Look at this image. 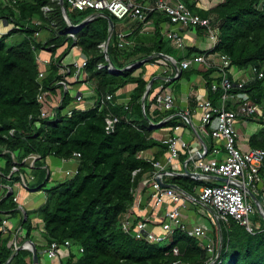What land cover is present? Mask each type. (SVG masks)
<instances>
[{"label": "trees", "instance_id": "16d2710c", "mask_svg": "<svg viewBox=\"0 0 264 264\" xmlns=\"http://www.w3.org/2000/svg\"><path fill=\"white\" fill-rule=\"evenodd\" d=\"M8 1L10 4L6 5L0 0V19L14 24L15 28L0 38V154L3 153L0 156L3 160V164H0L3 174L0 183L12 188L20 185L19 176L13 174L8 178L15 158L21 172L35 177L34 181L29 182V187L44 189L47 198L38 209L26 211L25 216L19 207L23 208L21 198L15 202L13 195L3 199L0 195V224L6 214H10L9 221L20 218L25 237L18 241L19 244L33 241L34 230L39 229L44 245L36 242L38 251L47 250L54 241H70L71 255L62 264L211 263L217 252L207 250L204 238L176 230L165 241L156 243L136 239L134 234L124 232L121 227L133 211L136 191L143 184L145 175L158 169V156L147 160L141 153L162 145L151 137L148 120L142 111L144 94L152 77L149 80L145 78V65L127 70L125 67L150 56L153 59L149 64L154 63L159 59V54L172 56L181 62L184 58L208 52L194 48L176 49L165 35L170 17L159 11L149 12L146 20V23L151 21L154 25L152 33L139 37L136 42L128 36L126 41H134L135 46L120 48L119 35L115 31L110 34L109 27V18L114 24L119 19L109 11H104L80 28L74 40L68 36L69 25L64 19L59 0ZM180 1L203 18H216L219 43L212 52L227 55L231 59V70L247 73L250 67L258 66L264 72V0H223L208 10L198 0ZM65 5L73 25L81 24L94 12L92 9L71 10L68 0H65ZM44 7L51 10L45 14ZM39 19L43 22L40 30L50 33L44 43L34 38L37 27L32 21ZM190 29L204 32L202 27ZM17 35L20 37L18 40L7 43L8 39ZM110 35L108 56L116 69H124L122 73L99 68L100 64L108 65L100 45L107 42ZM65 44L68 46L60 52ZM75 46L87 56V66L80 73L85 74V81L94 86L96 98L113 94L116 101L119 97L116 93L120 89L130 83L137 84L131 92L129 106L139 112L140 118L134 120L130 117L131 124L119 123L112 134L106 132L105 119L109 112L121 118L129 117L130 110L125 109L126 105L114 104L102 110L99 107L86 110L83 104H79L71 116H62L60 110L58 121L40 118L37 94L41 68L37 51L48 48L52 52L54 61L47 67V75L41 82L44 88L53 89L56 97L61 92V109L65 110L75 98L69 91L63 92L62 85L56 83L63 78L61 67L64 58ZM68 70L67 80L76 73L75 66H69ZM214 72V69H209L204 76L208 81L210 99L218 106L223 92L211 90ZM230 77L234 80L231 72ZM231 93L233 96L246 93L259 107L260 114L250 118V122L262 128L250 138L249 144L251 148L264 149V77L247 82L243 89L235 86ZM228 107L236 109L230 103ZM75 152L81 154L78 173L47 188L52 181L51 174H48L50 167L46 163L48 157L55 156L62 161L71 158ZM31 154L41 155L34 168H30L25 160ZM135 171L137 173L134 175ZM261 174L264 177V167ZM178 180L176 178L173 182ZM252 217V232L233 218L220 223L221 251L214 264H264V218L259 211ZM36 218L39 227L35 228L33 219ZM14 230L8 224L7 232H0V264H32V253L27 250H20L11 260L14 249L10 243L15 239ZM176 248L178 254L174 253Z\"/></svg>", "mask_w": 264, "mask_h": 264}, {"label": "built area", "instance_id": "2783aa9c", "mask_svg": "<svg viewBox=\"0 0 264 264\" xmlns=\"http://www.w3.org/2000/svg\"><path fill=\"white\" fill-rule=\"evenodd\" d=\"M4 4H10L8 0H1ZM16 1L13 0V3ZM71 10L84 11L86 9H92L95 11H109L115 15L118 19L122 20L127 16H131L140 23H146L148 14L151 11H159L170 17V26L172 28L165 32V35L169 40H171L172 45L178 50H185L186 43L184 37V31L195 28L202 27L204 32L208 36L212 43V49L206 54H198L190 58H184L181 62H177L173 58H168L172 63L171 76L174 78L178 77L181 72L190 69L194 65H200L205 69H214L215 72L214 80L211 83V90L216 92L222 90L221 104L215 106L210 98H205L198 102V108L203 112L202 120L200 124L201 132L204 135L209 136L215 141H222V146L215 145L212 150L207 147L201 152H194V150L189 149L187 141H185L177 133L169 135L167 144L169 158L168 162L173 163L180 156L182 149H187L190 156L193 157L195 168L200 170L205 174H211L215 176L218 180L226 179L225 182L219 185H206L200 189L199 198H194V200H199L208 206L212 210V218L217 222L220 228L221 222H228L230 218L235 219L241 225L245 226L250 232L253 231L251 217L258 211L255 203L252 201V194L255 196L264 195V177L261 174V170L264 167V149L261 148H251L248 151H242L239 149L240 133L237 129V124L239 121L243 120L248 122L250 118L256 114H260L259 107L252 102L249 95L246 93H239L237 96H233L231 93L235 86L238 89H243L245 84L249 81L255 80L256 78H263L264 72L258 66L250 67L247 73H244V77L235 81L231 79V59L227 55H217L213 53L218 43V26L219 23L216 21L214 16L203 18L199 14L194 13L189 9V7L180 0H157L154 5L149 8H145L142 4L137 3L135 0H68ZM51 9L49 7H44L43 11L47 14ZM64 19L69 24L68 35L75 40V34L80 29L76 25H71L67 17L63 12ZM93 18L89 17L88 20L91 21ZM33 25L37 27L35 30L34 38L39 40L41 35L40 28L43 26L42 20H33ZM15 26L8 24L5 20L0 19V38L4 35L9 34L10 31L14 30ZM126 34H119V47L125 48L127 43L125 41ZM77 47V46H75ZM103 52H106L107 43H102L100 45ZM35 49L34 46H32ZM81 56V53L79 54ZM159 54L158 56H162ZM217 57H216V56ZM160 58V57H159ZM214 58H218L219 63L214 62ZM37 61L40 65V72L38 81L40 82L39 92L37 94V102L40 105V118L48 119L49 121H58L59 111H62V116H71L74 109L83 102V97L78 94L75 101L68 106L65 110L61 109L62 106V95L61 92L58 97L55 96L53 89L44 88L41 82L44 77H46V67L53 63V59H41L37 55ZM88 59L82 58L75 60L74 66L76 68V73L74 74L75 80L81 75V70L87 66ZM160 63L164 65L167 64L164 59L160 60ZM134 67V65L130 66ZM129 67V68H130ZM99 68H107L111 73L118 72L113 69L110 65L100 64ZM128 68V69H129ZM171 68V67H170ZM168 67V69H170ZM68 68L66 66L61 67V73L63 78L59 80L56 85H62L63 92L69 91V80H67ZM212 75V76H213ZM170 76V77H171ZM170 78L166 79L165 83L161 85L159 92L155 96V107L164 111L170 112L175 106V95L173 90L170 88ZM232 104L236 109H231L228 104ZM116 104L115 95L107 94L96 98L95 100H90L86 102L85 109L91 110L99 107L101 110L108 108L109 105ZM127 111L130 110L128 105L125 106ZM264 122V115H262ZM169 118L165 119L163 122L157 124L160 126L164 122L168 121ZM106 122V132L112 134L115 132L116 127L119 123L125 122L126 124H131L130 117L121 118L117 115L108 113L105 119ZM156 124H151L149 127L154 128ZM180 129V126H174V130ZM14 134V131H11ZM196 153V155H195ZM211 153L214 157L208 158V154ZM3 153L0 154V156ZM223 155V159H219V156ZM14 158V155H12ZM81 157L80 153L75 152L73 156L69 159H63L62 170L65 176H74L78 173V163ZM30 168L36 167L37 161L41 160V155L31 154L26 159ZM14 167L8 175L10 178L13 174L19 176L21 179L20 187L24 190L32 191L34 189L29 187V182L34 181L35 177L32 174H24L19 170L18 163L14 158ZM70 165V167H66ZM158 170L149 174L152 178L151 183V197L157 205H163L165 197L170 198L173 204L182 206L185 205L186 200L183 198L182 194L174 188H164L162 183H164L163 178L166 173H164V167H161L160 163H157ZM137 171L134 172V175ZM0 170V176H2ZM0 195L1 198H6L9 195H13L14 201L19 202V198L13 192V188L9 185H0ZM172 206L164 213V222L161 224V232L157 233L155 231V225L151 217L144 220H140L133 224L131 222V215L122 222V230L126 233L134 234L136 239H145L149 242L160 243L165 241L171 234L176 230H182L190 233L195 237H200L207 239L208 230L201 225H193L191 228L186 225L182 220V212L180 206ZM20 210L24 214L23 209ZM10 214H6L0 224V232L5 234L7 232V226L9 224ZM20 220V218H18ZM14 241L10 243L11 247L18 250L19 246L21 249H26L31 251L32 246L28 241L19 244L18 241L25 237V230L19 225L14 230ZM210 253H215L216 248L214 242L211 240L205 245ZM71 248V242L65 241L63 243L54 241L46 250V255L49 259L59 258L61 251L63 249L69 250ZM81 251H83L81 249ZM174 253L178 254V249H174ZM216 256L211 263L214 264L217 261Z\"/></svg>", "mask_w": 264, "mask_h": 264}, {"label": "crops", "instance_id": "0c3cea01", "mask_svg": "<svg viewBox=\"0 0 264 264\" xmlns=\"http://www.w3.org/2000/svg\"><path fill=\"white\" fill-rule=\"evenodd\" d=\"M135 1L137 3L142 4L145 8H149L150 6L154 5L157 0H135ZM198 1L201 2V6L204 9L208 10L215 8L223 0H198ZM92 11H94L93 14L90 16L92 18L101 15L103 13V11H95V10ZM171 28L172 26L168 25L166 31L170 30ZM154 29H155L154 25L152 24L151 21L142 24L138 22L136 19L132 18L131 16H127L122 20L119 19L117 23L114 24L113 32L115 31V33L118 35L125 33L126 38L130 36L131 39L134 38L136 42L139 37L152 33ZM134 33L135 35H133ZM49 36L50 33L48 30H42L40 35V41L42 43L46 42ZM184 37L186 43L185 49L194 48L200 52L202 51L209 52L212 49V43L209 40L208 36L206 35V32L198 33V31L195 29H188L184 31ZM127 40L128 42L125 39L127 43V46L125 48H132L135 46L134 41L130 39ZM67 46L68 44H65L64 47L61 48L60 52H63ZM107 47H108V43H107ZM80 53L81 56L79 55ZM37 54L38 57L41 59L51 60L54 58L52 52L48 48L40 49L37 52ZM82 54H83L82 51L78 47H73L70 53L64 58L62 62L63 66H66L67 68L69 66H74L75 60L78 59L80 60L81 57L83 58ZM163 56L164 58L157 55V57L160 58L157 59L154 63L149 64V62L151 61L150 60L141 64V65H145V74H144L145 78L149 80L152 77L147 86V88L149 87V92L147 94V97L143 99L144 101L142 104V111L148 120V124H147L149 125L148 128L151 126V124L157 125L163 122L165 119L169 118L168 121L164 122L160 126L157 125L156 127L151 128V137L156 142L162 145H157L154 148L144 151L143 153H141V156L147 160H153L156 156L159 157L158 158L159 161L157 163H160L161 167H164L163 171L164 173H166L163 178L164 183L177 185L180 188L178 192L182 194L186 202L184 206H182L181 203L179 205H176L171 202L170 198L165 197L162 203L163 205H157L151 197L152 178H149L150 177L149 174L151 173H147L144 177L145 179L143 184L141 183L136 191V199L132 207L133 211L131 213V222L135 224L140 220H144L148 217H151L155 225V231L157 233H160L161 232L160 226L164 222V213L167 210H169V208H172V206L175 205L180 207L182 206L181 212H182L183 222L186 223V225L189 226L190 228L193 225H201L205 227L208 230L207 232L209 235L208 238L204 240V245H206L210 240L214 242L216 248L215 251L217 252L218 255V251L221 248V238H222L221 230L218 227L217 222H215L212 218L213 216L212 210L201 201L194 200V198H199L200 189L203 186L216 185L217 183L221 184L222 182L218 180L215 176L211 174H205L200 170H198L197 168H195L194 160L196 158L194 159L193 157H191L187 149H182L179 158L173 161V163H169L168 162L169 152L167 148L168 146L167 140L169 135H173L175 133H177L185 141H187L189 145V149L194 150V152H201L205 147H207L209 150H212V147H214L215 145L222 146L223 144L222 141H215L214 139H211L209 136L204 135L200 129L203 112L198 108L197 105L200 100H203L205 98H210L208 81L204 76L207 69H205L200 65H194L190 69L185 70V73L181 72L178 77L174 78V76H171L173 65L168 59L173 57L167 55H163ZM161 59H164L167 64L164 65L163 63H160ZM139 62H135L134 64H138ZM214 62L218 64L219 63L218 58H214ZM134 64H129L128 66L125 67V70H127L130 66ZM168 67L171 68L168 69ZM131 68L132 67H130L129 69ZM116 70H120L122 73L124 69H116ZM231 73L234 80L236 81L244 77V73L240 71L231 70ZM212 77H214V75ZM168 78H170L169 86L173 90L176 99L173 110L170 112H164L155 107V96L159 92L161 85L164 84L166 79ZM85 79H86L85 74L80 75L78 80H75L74 76L69 77V81H70L69 92L72 93L74 97H76L78 94H81L84 99L83 102L81 103L83 105L90 100L96 99L94 86L91 83L86 82ZM151 81H152V85L149 86ZM136 86H137L136 83H130L125 88L120 89L116 93L117 95H119V97L116 100V105L119 104V105L129 106V102L131 100L130 99L131 92L135 89ZM85 98H87V100H85ZM84 109H85V105H84ZM131 110L132 108H130L129 117H131L134 120L135 118H140V116L138 115L139 113L138 111L135 112L133 109L131 112ZM174 125L180 126V129L174 130ZM237 127L240 133L239 144L243 147H248L249 144L246 145V143L243 140L244 138H249L248 139L249 141L250 138L255 134L256 129L251 131V135H250L248 133L249 129L251 128L249 122L242 123L241 121H239ZM245 136H249V137H245ZM250 149L251 147L248 148V150ZM207 157L213 158L214 156L211 153H209ZM223 157L224 156L221 155L219 156V159H223ZM46 163L49 165V167L50 164H53L51 161H49V158L47 159ZM62 168H64L63 164L53 170L49 168L48 172H50L49 175L51 174L52 179L53 177L55 180H58L56 178H65V174ZM187 170L191 175L187 173ZM176 178H178L179 180L178 182L175 183L173 182V180ZM0 185L4 186V183H0ZM13 192L15 193V195L18 196L19 199L21 198L23 211L38 209L40 206H42L45 203L47 198V193L45 192L44 189L43 190L34 189L32 191L25 192L24 189H22L19 185H16L15 188H13ZM262 199H263L262 201H264V195H262ZM261 205L264 208V204L261 203ZM203 213L207 214L209 220L210 218L213 220V223L216 225V227H207V225L204 222V217H202ZM33 221H34L33 222L34 226L36 228V226H38L36 223L37 218L33 219ZM9 224L12 228L15 229L20 225V221L18 218H15L13 220H10ZM216 230H218V233ZM216 237H218V240L216 239ZM42 240L43 239L41 236V232L39 231V229H35L33 242L35 243V245L36 242H40L41 245H44V241ZM28 241H32V240H28ZM20 250H26V249H21V246H19L18 250L14 249V254H17ZM39 252H40L39 255L40 264H62L63 261L68 259L69 256L71 255L69 250L63 249L61 251V255L59 258L49 259L46 255L45 248L43 250H40Z\"/></svg>", "mask_w": 264, "mask_h": 264}, {"label": "water", "instance_id": "95a60500", "mask_svg": "<svg viewBox=\"0 0 264 264\" xmlns=\"http://www.w3.org/2000/svg\"><path fill=\"white\" fill-rule=\"evenodd\" d=\"M59 3H60V5H61L62 11L64 12L65 16H66L67 19L70 21V19H69V15H68V10H67V7H66V5H65V0H59ZM88 22H89V20H88V18H87V19L84 20L81 24H79L78 27H79V28H82V27L85 26ZM109 27H110V34H112V32H113V30H114V22H113L110 18H109ZM110 39H111V35L109 36V39H108L107 43H109ZM105 55H106V57H107V60H108V62H109V65L114 69L115 66L113 65L112 61L109 59L107 49H106ZM82 56H83V58H86V57H87L85 54H82ZM160 57H163V58H164L163 55L160 56ZM165 57H166V56H165ZM152 59H153V56L148 57L147 59H145V60L139 62L138 64H134V67H136V66L140 67L141 64H143V63H145V62H147V61H150V60H152ZM123 71H124V70H123ZM118 72L121 73L120 70H119ZM173 80H175V79H173ZM151 85H152V81L150 82V85H149V86H151ZM148 92H149V87L147 88V90H146V92H145L144 99L147 97ZM49 173H50V172H48V174H49ZM187 173H188L189 175H191V174L189 173L188 170H187ZM192 175H193V174H192ZM221 181L225 182L226 179H221ZM162 186H163L164 188H174V189H176V190H178V191L180 190V188H179L177 185H171V184L162 183ZM252 198H253V200H254V203H255V205H256V207H257L259 213H260V214L263 216V218H264V208H263V206L261 205L260 201L257 199V197H256L254 194H252ZM24 215L27 216V212H26V211H24ZM28 242H29V243L31 244V246H32V250H31V251H32V264H40V259H39L40 252L37 250V247H36V245H35V243H34L33 241H28ZM220 251H221V250L218 251V255H217V257L220 255ZM15 256H16V254H14V255L11 257V260H12Z\"/></svg>", "mask_w": 264, "mask_h": 264}, {"label": "rangeland", "instance_id": "374dc122", "mask_svg": "<svg viewBox=\"0 0 264 264\" xmlns=\"http://www.w3.org/2000/svg\"><path fill=\"white\" fill-rule=\"evenodd\" d=\"M17 38H20L19 37V35H17V36H15V37H13V38H10V39H8L7 40V43H9V44H12L13 42H14V40L16 39V40H18ZM39 51V50H38ZM37 51V52H38ZM180 51V50H179ZM38 55V54H37ZM241 122L242 123H245L246 121H243V120H241ZM249 123H250V129H249V131H248V133L251 135V131H253V130H255L256 129V131H259L261 128H262V126L261 125H259V124H253V123H251L250 122V120L248 121ZM247 123V122H246ZM258 125V126H257ZM237 129H238V127H237ZM255 131V132H256ZM246 135H247V132H246ZM245 137H249V136H245ZM248 139L249 138H244V142L246 143V145H248L249 144V141H248ZM242 140V139H241ZM250 147V144H249V146L248 147H243V146H241V145H239V149H241L242 151H248V148ZM49 158V161H51L53 164H50V169L51 170H53V169H55V168H57V167H59V166H61L62 165V162H61V160L59 159V158H56L55 156H50V157H48ZM0 164H3V160H2V158L0 157ZM53 166H54V168H53ZM55 171H57V170H55ZM66 177V176H65ZM70 176H67V178H65V179H68ZM52 179V178H51ZM56 179H58V180H55L54 179V177H53V179H52V181L51 182H49L48 183V185H47V188H51V187H53V186H55L56 185V183H58V182H61V181H64L65 179L64 178H56ZM54 180V181H53ZM217 184H220V183H217ZM257 197V199L259 200V201H262L263 199H262V195L260 196V195H258V196H256ZM252 201L254 202V200H253V198H252ZM202 217H204V222H205V224L207 225V227H216V225L213 223V220L210 218V220H209V217L207 216V214L206 213H203V216ZM253 219V217H251V220ZM20 221V220H19ZM30 260V259H29Z\"/></svg>", "mask_w": 264, "mask_h": 264}, {"label": "clouds", "instance_id": "9594fccd", "mask_svg": "<svg viewBox=\"0 0 264 264\" xmlns=\"http://www.w3.org/2000/svg\"><path fill=\"white\" fill-rule=\"evenodd\" d=\"M68 10V9H67ZM104 12V11H103ZM70 22V21H69ZM90 22V21H89ZM9 24V23H8ZM33 24V23H32ZM70 24L71 25H73L71 22H70ZM10 25H14V24H10ZM69 25V24H68ZM76 26H78V25H76ZM69 36V35H68ZM71 38V37H70ZM40 39V38H39ZM116 70V69H115ZM117 71H119V70H117Z\"/></svg>", "mask_w": 264, "mask_h": 264}]
</instances>
